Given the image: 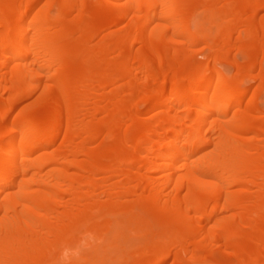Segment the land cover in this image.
<instances>
[{"label":"bare ground","instance_id":"1","mask_svg":"<svg viewBox=\"0 0 264 264\" xmlns=\"http://www.w3.org/2000/svg\"><path fill=\"white\" fill-rule=\"evenodd\" d=\"M0 264H264V0H0Z\"/></svg>","mask_w":264,"mask_h":264},{"label":"rangeland","instance_id":"2","mask_svg":"<svg viewBox=\"0 0 264 264\" xmlns=\"http://www.w3.org/2000/svg\"><path fill=\"white\" fill-rule=\"evenodd\" d=\"M235 57H236V59L238 60V61H243V58H242V56L241 55H239V54H235ZM203 58H201V57H199L198 56V58H196V60H198V61H201ZM224 71H227V69H223ZM160 227V226H159ZM159 227H157V228H159ZM157 228H156V230H155V233H157V235L159 234L160 235V233H162V229H163V227H161L162 229L160 230V228L157 230ZM91 250V249H90ZM89 249H87V251H90ZM85 252H86V250H85Z\"/></svg>","mask_w":264,"mask_h":264}]
</instances>
